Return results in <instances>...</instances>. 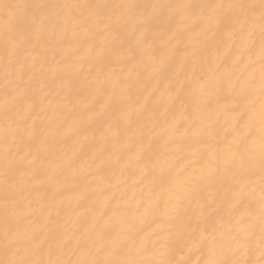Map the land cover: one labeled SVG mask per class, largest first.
Returning <instances> with one entry per match:
<instances>
[{
    "label": "bare ground",
    "instance_id": "obj_1",
    "mask_svg": "<svg viewBox=\"0 0 264 264\" xmlns=\"http://www.w3.org/2000/svg\"><path fill=\"white\" fill-rule=\"evenodd\" d=\"M0 264H264V0H0Z\"/></svg>",
    "mask_w": 264,
    "mask_h": 264
}]
</instances>
